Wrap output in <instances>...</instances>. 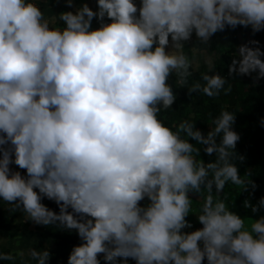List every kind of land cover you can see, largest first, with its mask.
Listing matches in <instances>:
<instances>
[{
  "label": "clouds",
  "instance_id": "1",
  "mask_svg": "<svg viewBox=\"0 0 264 264\" xmlns=\"http://www.w3.org/2000/svg\"><path fill=\"white\" fill-rule=\"evenodd\" d=\"M96 3V11L87 3L61 11L57 24L37 0H0V203L36 224L75 230L81 243L67 264H100L101 253L111 264L117 257L136 264H203L205 258L264 264V196L244 201L260 213L249 228L224 195L228 183L255 188L238 171L244 157L235 151V112L222 107L206 134L189 120L169 126L158 115L177 99L170 76L185 85L192 74L189 52L197 48L186 52L184 42L193 32L207 45L226 26L264 30V0ZM258 44L238 47L229 76L264 78ZM204 62V83L194 82L189 93H231L211 58ZM202 149L214 159H201ZM189 193L199 195L203 225L190 232L183 231L192 228ZM27 256L23 264H47L50 252L31 247ZM15 259L0 252V260Z\"/></svg>",
  "mask_w": 264,
  "mask_h": 264
},
{
  "label": "trees",
  "instance_id": "2",
  "mask_svg": "<svg viewBox=\"0 0 264 264\" xmlns=\"http://www.w3.org/2000/svg\"><path fill=\"white\" fill-rule=\"evenodd\" d=\"M255 40L259 41L257 46L264 50V30L263 33L257 34ZM234 52H236L234 48L224 51L223 55L217 58L213 64L216 72L229 79L228 83L232 85L231 93L228 95L221 93L219 97H207L202 93L194 92L190 94L188 88L194 82L203 84L201 75L208 70L207 65H204L201 69L192 67V74L187 78V84L185 85L176 83L175 77L170 76L169 83L173 85V91L176 93L177 99L172 108L162 110L158 115L169 126L178 125L183 120H189L195 123L197 129L206 134L210 129L212 118L219 115L222 107L235 112L233 129L240 136L235 151L244 157L242 161H237L238 171L241 175H244V179H250L255 184V188H253L252 183L248 184L244 190H242V185L228 183L225 186L224 195L227 196L229 207L244 216L245 225L250 228L251 223L259 217L260 213L252 214L250 209L244 207V201L247 199L255 204L264 196V123H262L264 121V78L254 79L255 72L250 75L229 76L228 66L232 62ZM261 59H264V57H261ZM189 139L190 142L195 143L192 138ZM195 146L202 148V145L199 144ZM200 158L208 162L214 159V154L209 156L202 149ZM10 167L13 170L20 171L22 175L26 172V170L20 169L15 164H11ZM189 195L194 201L191 213L186 217V220L191 222L192 228H185L183 231L190 232L201 228L203 225L199 223L196 216L201 208V201L198 200L199 195L197 193H189ZM42 203L59 212V207L53 200L44 198ZM140 203L142 205L148 203L147 198ZM71 249L72 246L65 238H62L58 241L57 250L54 252L64 255L69 253ZM0 252L10 253L8 250ZM125 259H127V264H136L133 258ZM0 264H10V261L0 260ZM203 264H207L206 258Z\"/></svg>",
  "mask_w": 264,
  "mask_h": 264
},
{
  "label": "crops",
  "instance_id": "3",
  "mask_svg": "<svg viewBox=\"0 0 264 264\" xmlns=\"http://www.w3.org/2000/svg\"><path fill=\"white\" fill-rule=\"evenodd\" d=\"M139 7L140 0H134ZM41 10L44 12L45 17L53 20L59 24L58 14L61 11L75 12L77 7L83 3H87L94 11L97 10L96 0H72V7H69L67 0H37ZM138 15V13H137ZM108 22V18H105ZM51 26V25H50ZM99 27V21L94 17L92 21V28ZM263 33V30L253 33L251 27H244L237 25L235 28L226 26L223 31H218L210 37L207 45H202L198 42V38L193 32L190 40L185 43V51L196 44L197 51L189 55L193 57V67L201 69L205 64V58H211L214 64L216 59L223 55L224 51L234 48L238 51V47L242 44L255 40L257 34ZM170 43L166 46V50H171ZM252 46V45H250ZM53 210V208L49 207ZM65 238L70 246L78 245L81 240L76 232L59 226L58 222L54 225L36 224L33 221L27 220L23 213L19 210L12 212L5 204L0 203V239L5 240V243L0 244V251L8 250L13 256L16 257L15 261H10V264H23L24 261L29 260L27 251L31 247L47 248L50 252V258L47 264H67V257L69 253L60 255L55 253L57 250L58 241ZM23 250L24 257L17 255V252ZM100 264H111L103 260V253L98 254ZM125 258L117 257V264H122ZM34 264V262H33Z\"/></svg>",
  "mask_w": 264,
  "mask_h": 264
}]
</instances>
